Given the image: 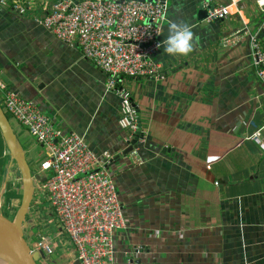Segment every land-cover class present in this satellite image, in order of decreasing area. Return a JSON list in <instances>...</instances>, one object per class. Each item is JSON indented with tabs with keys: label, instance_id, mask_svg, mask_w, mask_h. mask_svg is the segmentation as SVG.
Here are the masks:
<instances>
[{
	"label": "crops",
	"instance_id": "1",
	"mask_svg": "<svg viewBox=\"0 0 264 264\" xmlns=\"http://www.w3.org/2000/svg\"><path fill=\"white\" fill-rule=\"evenodd\" d=\"M54 1L0 0V79L33 99L64 133L85 134L96 154L121 155L106 165L127 220L115 234L114 264H264V152L247 138L256 128L264 137V86L250 42L251 33L264 38L255 0H168L155 55L162 74L124 76L120 84L147 131L138 164L122 154L121 99L107 90L108 73L41 23ZM201 2L230 4L232 13L200 19ZM170 22L190 26L191 53L163 51ZM11 124L27 162L28 154L37 161L43 150L31 152L40 144L15 119ZM4 192L0 183V199ZM17 202L6 205L10 212ZM27 219L30 239L46 235L58 252L49 264L75 263L76 250L47 197L35 194Z\"/></svg>",
	"mask_w": 264,
	"mask_h": 264
},
{
	"label": "built area",
	"instance_id": "2",
	"mask_svg": "<svg viewBox=\"0 0 264 264\" xmlns=\"http://www.w3.org/2000/svg\"><path fill=\"white\" fill-rule=\"evenodd\" d=\"M255 2L263 15L259 29L264 30V0ZM231 13L230 4H215L205 18L213 21ZM167 19L168 0H55L41 21L60 40L78 44L85 58L108 73L107 90L115 91L121 99L119 124L126 130V147L132 145L128 158L133 164L142 162L139 150L147 141V131L141 127L132 143L139 126L137 111L130 90L120 84L124 76L160 77L162 65L155 55L163 46L161 34ZM239 32L225 37L224 44L235 41ZM250 42L264 86V38L258 37V32L251 33ZM0 92L3 109L44 149L46 158L35 173L45 172L47 177L36 182L35 194L48 198L80 264H114L115 234L127 220L113 175L106 167L113 155L96 154L83 133H64L33 99L8 88L1 79ZM261 130L256 128L247 138L264 152ZM28 228L26 225L24 231L31 251L43 253L39 262L49 264L54 253L52 242L46 235L32 241Z\"/></svg>",
	"mask_w": 264,
	"mask_h": 264
},
{
	"label": "water",
	"instance_id": "3",
	"mask_svg": "<svg viewBox=\"0 0 264 264\" xmlns=\"http://www.w3.org/2000/svg\"><path fill=\"white\" fill-rule=\"evenodd\" d=\"M199 5V18L203 19L206 17L207 11L214 8L215 4L204 7V3L201 2ZM219 19L222 20L223 18ZM136 111L139 126L132 143L137 141V137L141 128L140 113L137 109ZM0 131L11 158V163L9 164V167H7L8 174H15V176L20 179L22 188V196L15 217L9 218L0 210V252L6 254L13 264H39L40 257L43 256V253L31 251V247L28 243L27 236L25 235L24 228L28 224V221H31L27 219V215L32 207V202L36 191V182L45 181L47 176L45 172H41V174L33 172L32 167L27 162L26 154L19 142L11 121L1 104ZM131 150L132 145L126 147V149H124L122 152L123 156L128 158ZM120 158L121 155L118 154L112 159H109V165L114 161H118ZM12 167L15 168L14 171L10 170ZM7 182L8 181L6 179V184ZM133 261V257H131L130 262ZM74 264H80L77 257Z\"/></svg>",
	"mask_w": 264,
	"mask_h": 264
},
{
	"label": "clouds",
	"instance_id": "4",
	"mask_svg": "<svg viewBox=\"0 0 264 264\" xmlns=\"http://www.w3.org/2000/svg\"><path fill=\"white\" fill-rule=\"evenodd\" d=\"M167 33L163 47L165 53L187 55L193 51L195 41L187 23L170 22L167 25Z\"/></svg>",
	"mask_w": 264,
	"mask_h": 264
},
{
	"label": "rangeland",
	"instance_id": "5",
	"mask_svg": "<svg viewBox=\"0 0 264 264\" xmlns=\"http://www.w3.org/2000/svg\"><path fill=\"white\" fill-rule=\"evenodd\" d=\"M4 107V106H3ZM5 111L7 112V114L9 115V119L11 120V121H13V118H12V116H11V114L5 109ZM13 124H14V122H12ZM22 140V139H21ZM22 143H23V140H22ZM23 144H25V143H23ZM37 149H39V150H43V153H42V155H38L37 156V161H35V160H33L32 159V157H31V154H28V158H29V164L31 165V167L33 168V172H35L36 171V169H37V167L35 166L36 164H38L39 162L41 163V161L44 159V158H46V156H45V152H44V149L39 145L38 146V148H36L34 151H32L31 153H36V151H37ZM11 163V158H10V156H9V162H8V164H7V167H9V164ZM40 163L38 164V166L40 165ZM14 169L15 168H11L10 170L11 171H14ZM3 178L0 180V183H1V188L3 189V190H6V179H7V181L9 182V181H13V183H17V182H19L20 181V179L19 178H17L16 176H15V174H8V170H7V172L4 174V176H2ZM2 181V182H1ZM19 190H20V192H21V190H22V188H21V186L18 188ZM19 202H20V200H19ZM19 202H17L16 203V205H15V207H14V210H13V212H10L9 211V208H7L6 207V205H5V200L3 199V198H1L0 199V210L7 216V217H9V218H14L15 217V215H16V212H17V209L19 208L18 206H19ZM46 205H47V202L45 203ZM3 208V209H2ZM13 208V207H12ZM36 231H39L40 229H38V228H36L35 229ZM45 233H47V234H49L50 236L53 234V230H51L50 228H48V229H46V231H45ZM37 239V237L35 236V237H33L32 238V241H34V240H36ZM56 256H58V252H55L54 254H52V259H54V258H56ZM39 264H42L41 262H39Z\"/></svg>",
	"mask_w": 264,
	"mask_h": 264
},
{
	"label": "trees",
	"instance_id": "6",
	"mask_svg": "<svg viewBox=\"0 0 264 264\" xmlns=\"http://www.w3.org/2000/svg\"><path fill=\"white\" fill-rule=\"evenodd\" d=\"M5 113L7 114L6 111H5ZM7 116L9 117L8 114H7ZM9 156L10 155L7 154V146L5 144L4 138H3L2 133L0 131V180L3 178L2 176H4V174L7 172V164L9 162ZM20 186H21V181H19L17 183H13V181L7 182L6 190L3 194L5 202H6L5 205H8L9 202L13 198H18L19 200H21L22 194H21L20 190L18 189Z\"/></svg>",
	"mask_w": 264,
	"mask_h": 264
},
{
	"label": "bare ground",
	"instance_id": "7",
	"mask_svg": "<svg viewBox=\"0 0 264 264\" xmlns=\"http://www.w3.org/2000/svg\"><path fill=\"white\" fill-rule=\"evenodd\" d=\"M0 264H13V262L6 254L0 252Z\"/></svg>",
	"mask_w": 264,
	"mask_h": 264
}]
</instances>
